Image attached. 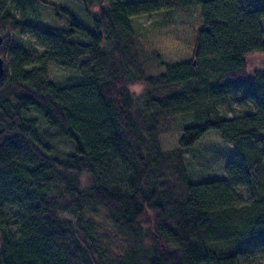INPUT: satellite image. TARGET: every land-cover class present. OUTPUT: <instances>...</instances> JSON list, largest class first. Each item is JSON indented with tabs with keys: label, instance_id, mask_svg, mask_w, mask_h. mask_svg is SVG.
<instances>
[{
	"label": "trees",
	"instance_id": "trees-1",
	"mask_svg": "<svg viewBox=\"0 0 264 264\" xmlns=\"http://www.w3.org/2000/svg\"><path fill=\"white\" fill-rule=\"evenodd\" d=\"M25 1L0 0V264H244L264 251V63L248 65L264 53V0H78L90 27L55 3L63 23L29 16ZM178 4L195 5L193 21L136 32L133 17ZM52 65L76 75L55 81ZM229 94L256 110L228 117ZM215 141L235 158L194 182L186 151Z\"/></svg>",
	"mask_w": 264,
	"mask_h": 264
},
{
	"label": "rangeland",
	"instance_id": "rangeland-1",
	"mask_svg": "<svg viewBox=\"0 0 264 264\" xmlns=\"http://www.w3.org/2000/svg\"><path fill=\"white\" fill-rule=\"evenodd\" d=\"M126 1H139V0H126ZM49 3H55L59 6H66L70 8L78 19L85 25L89 22V27L92 26L88 21L87 15L84 13L78 0H26L25 10L29 16H37L43 21H49L52 24H59L63 19L54 17L49 7ZM97 9L94 8L93 11ZM195 5L185 6L178 4L177 7L167 14L155 13L151 15H142L132 18V23L136 27V32L140 35L146 33L154 27L157 23L171 21L172 23H184L194 20ZM55 19H54V18ZM64 22V21H63ZM62 22V23H63ZM261 24L264 28V18L261 20ZM88 26V25H87ZM87 40V37L84 36ZM85 40V41H86ZM31 50L36 49L33 46V42L27 44ZM264 63V53H255L248 56V65L250 68H258ZM49 73L53 80H64L66 78L76 75L75 72L64 70L60 67L52 65L49 67ZM134 92H139L141 87H131ZM219 110L228 117L242 116L254 112V103L250 100H238L230 94L227 95L219 106ZM37 116V114H33ZM193 118L190 115H184L180 118L179 124L192 122ZM54 145L61 150H71L72 146L64 138L56 139L53 141ZM236 149L229 143L224 141H215L205 144H200L194 148H191L185 153V161L187 168L190 172L191 179L194 182L217 179L225 177L226 166L235 158ZM241 193H245L244 189H238ZM104 218V216L102 215ZM100 220H105L100 218ZM104 222V221H103ZM105 225L109 226L107 223ZM110 228V226H109ZM101 233L110 236L114 248L121 245L123 240L121 237H117L112 232H108L106 229H100ZM242 261L244 264H264V251H255L254 253H246Z\"/></svg>",
	"mask_w": 264,
	"mask_h": 264
},
{
	"label": "water",
	"instance_id": "water-1",
	"mask_svg": "<svg viewBox=\"0 0 264 264\" xmlns=\"http://www.w3.org/2000/svg\"><path fill=\"white\" fill-rule=\"evenodd\" d=\"M3 42V38H2V35L0 34V46ZM4 72H5V67H4V60L3 58L0 56V81L4 75Z\"/></svg>",
	"mask_w": 264,
	"mask_h": 264
}]
</instances>
